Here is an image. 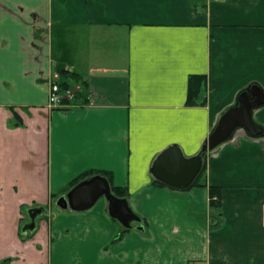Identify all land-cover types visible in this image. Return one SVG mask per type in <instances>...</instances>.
Wrapping results in <instances>:
<instances>
[{
    "label": "crops",
    "instance_id": "obj_1",
    "mask_svg": "<svg viewBox=\"0 0 264 264\" xmlns=\"http://www.w3.org/2000/svg\"><path fill=\"white\" fill-rule=\"evenodd\" d=\"M59 69L86 81L79 105H49ZM193 74L207 76L205 105H187ZM255 84L264 0H0V264H264V133L202 153L221 216L208 188L157 185L151 170L171 146L200 154ZM253 119L264 128V104ZM89 170L112 173L142 218L118 240L105 196L58 204Z\"/></svg>",
    "mask_w": 264,
    "mask_h": 264
},
{
    "label": "water",
    "instance_id": "obj_2",
    "mask_svg": "<svg viewBox=\"0 0 264 264\" xmlns=\"http://www.w3.org/2000/svg\"><path fill=\"white\" fill-rule=\"evenodd\" d=\"M262 104L264 91L260 86L255 84L242 91L238 96V103L220 116L200 154L186 157L178 146H171L157 157L151 169L156 179L172 188H189L203 167V152L214 150L231 138L238 129H243L252 136L264 133V128L253 119V111ZM102 196L110 198L109 185L101 178H94L75 186L68 194L59 198L58 204L81 211L92 207ZM110 202V213L128 225L131 219L129 205L114 198ZM37 213L38 209L29 211L32 219Z\"/></svg>",
    "mask_w": 264,
    "mask_h": 264
},
{
    "label": "trees",
    "instance_id": "obj_3",
    "mask_svg": "<svg viewBox=\"0 0 264 264\" xmlns=\"http://www.w3.org/2000/svg\"><path fill=\"white\" fill-rule=\"evenodd\" d=\"M58 73V83L62 91H66L68 89H72V86L74 84H86V81H83V78L74 71H70L68 69H59L57 71ZM207 91H208V80L206 75H199V74H193L189 77L188 81V94H187V105L188 106H196V105H205L207 102ZM79 96L74 94L73 97L65 99L64 103L73 105L78 104L79 102ZM80 103V102H79ZM79 105V104H78ZM64 109V108H63ZM59 109V110H63ZM66 110V109H64ZM22 123V119L16 115V124L20 125ZM94 178H101L104 181H106L110 188V198H107L108 201V212L110 216L114 219L116 218L114 215L110 213V206L111 202L110 199H116L119 201H122L124 203L128 204V198H129V192L126 187H120V186H114L112 184V173L108 171L103 170H89L86 171L76 178H74L68 186L63 189V191L60 193L59 197L65 196L68 194L75 186L79 185L80 183H83L87 180H91ZM154 184L164 186V183H161L159 181H154ZM192 187H206L209 190V209H210V215L213 216H221L222 212V189L217 186L209 185L207 182V165L206 163H203V167L201 171L199 172L198 176L192 183V185L189 188ZM188 189V188H187ZM185 190V189H183ZM57 197V196H55ZM129 205V204H128ZM130 221L133 222H141L142 218L131 211L130 214ZM210 223V222H209ZM122 231L120 232L119 236L114 239L118 240L123 233L128 231L131 227V224L128 223V225H125L122 223ZM216 226L215 228H217ZM214 228V227H213Z\"/></svg>",
    "mask_w": 264,
    "mask_h": 264
},
{
    "label": "built area",
    "instance_id": "obj_4",
    "mask_svg": "<svg viewBox=\"0 0 264 264\" xmlns=\"http://www.w3.org/2000/svg\"><path fill=\"white\" fill-rule=\"evenodd\" d=\"M75 94L73 89H68L66 91H62L58 81H54L51 84L49 91V105L51 107H63L65 106L64 101L67 97L71 98ZM68 99V98H67Z\"/></svg>",
    "mask_w": 264,
    "mask_h": 264
},
{
    "label": "rangeland",
    "instance_id": "obj_5",
    "mask_svg": "<svg viewBox=\"0 0 264 264\" xmlns=\"http://www.w3.org/2000/svg\"><path fill=\"white\" fill-rule=\"evenodd\" d=\"M71 97H72V96H71ZM67 98H69V97H67ZM67 98H66V99H67Z\"/></svg>",
    "mask_w": 264,
    "mask_h": 264
}]
</instances>
